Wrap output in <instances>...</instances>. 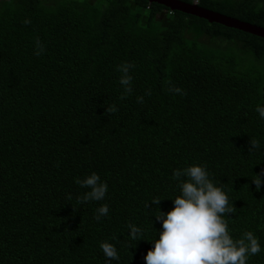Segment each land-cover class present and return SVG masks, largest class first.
<instances>
[{
	"label": "trees",
	"instance_id": "1",
	"mask_svg": "<svg viewBox=\"0 0 264 264\" xmlns=\"http://www.w3.org/2000/svg\"><path fill=\"white\" fill-rule=\"evenodd\" d=\"M179 1L264 29V0ZM258 105L263 38L146 0H0V264H144L153 216L179 194L172 170L191 164L227 194L233 238H258L247 264H264V183L251 182L264 168ZM91 172L105 198L78 203L86 189L74 178ZM104 240L117 261L105 262Z\"/></svg>",
	"mask_w": 264,
	"mask_h": 264
},
{
	"label": "clouds",
	"instance_id": "2",
	"mask_svg": "<svg viewBox=\"0 0 264 264\" xmlns=\"http://www.w3.org/2000/svg\"><path fill=\"white\" fill-rule=\"evenodd\" d=\"M25 24L29 23L26 19ZM35 55L43 51L39 40L36 41ZM130 64L118 66L121 73L119 84L125 94L131 91L132 77L129 75ZM171 92L182 94L179 87H172ZM138 102L142 97L136 98ZM114 111V108L108 109ZM264 120V105L255 108ZM251 148L256 141L250 142ZM264 168L255 173L251 180L259 190L264 180ZM172 179L177 182L179 194L171 199L172 208L167 212L159 210L153 216L160 223L157 237L151 240L152 248L143 256L144 264H247L250 256L261 252L258 238L251 231H244L239 238H233L224 219L226 213L233 212L225 191L217 186L203 164H191L172 170ZM74 183L86 189L77 196L78 203L102 201L107 192V184L96 172L74 178ZM161 199L153 197L150 201L158 205ZM146 208V203L144 205ZM108 214V205L102 203L96 208L93 218L99 220ZM129 240H138L143 234L141 227L129 223ZM99 248L107 261L119 259L114 244L107 240L99 243Z\"/></svg>",
	"mask_w": 264,
	"mask_h": 264
},
{
	"label": "water",
	"instance_id": "3",
	"mask_svg": "<svg viewBox=\"0 0 264 264\" xmlns=\"http://www.w3.org/2000/svg\"><path fill=\"white\" fill-rule=\"evenodd\" d=\"M149 4L155 3L170 11H178L180 13L194 16L207 21L208 23H215L224 27L236 29L244 33H248L264 39V29L251 25L233 18L226 17L216 12L197 6V4H185L179 0H146Z\"/></svg>",
	"mask_w": 264,
	"mask_h": 264
}]
</instances>
